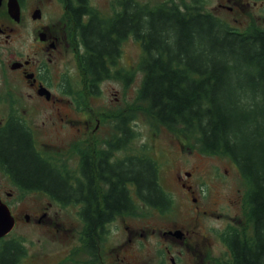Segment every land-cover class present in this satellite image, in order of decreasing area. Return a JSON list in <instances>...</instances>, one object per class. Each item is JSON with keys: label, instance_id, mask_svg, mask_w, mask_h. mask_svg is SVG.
<instances>
[{"label": "trees", "instance_id": "obj_1", "mask_svg": "<svg viewBox=\"0 0 264 264\" xmlns=\"http://www.w3.org/2000/svg\"><path fill=\"white\" fill-rule=\"evenodd\" d=\"M119 4L122 10L112 17L102 16L89 0H71L68 5L77 15L72 21L85 48L80 63L89 91L96 95L102 81L119 76L114 67L122 44L129 37L137 40L143 50L139 99L149 113L200 150L232 159L249 185L253 236L245 238L240 228H232L229 263L264 264V28L236 29L199 5L183 10L175 3ZM30 141L21 132L4 134L0 155L11 161L3 160V169L21 191L43 192L64 205L84 199L81 215L89 234L100 222L136 214L133 189L146 206L160 211L172 206L150 156H128L126 178L102 194L81 196ZM125 161L118 168L122 174ZM100 200L106 203L104 210ZM0 240V264H18L26 255L21 242Z\"/></svg>", "mask_w": 264, "mask_h": 264}, {"label": "rangeland", "instance_id": "obj_2", "mask_svg": "<svg viewBox=\"0 0 264 264\" xmlns=\"http://www.w3.org/2000/svg\"><path fill=\"white\" fill-rule=\"evenodd\" d=\"M136 1L151 6L175 3L183 10L199 5L236 29L248 30L254 26L264 28V0ZM89 3L104 17H112L120 9L119 0H89ZM63 7L62 4V9ZM55 10L61 11V6L56 5ZM63 22H68V28L73 27V21ZM74 39L79 45L77 36L76 38L74 36ZM13 47L21 48L25 47V44L17 38ZM11 50L5 48L2 51L7 57ZM84 54V49L80 48L78 54L80 58ZM142 54L141 44L133 37L127 38L122 44L121 55L114 67L119 76L102 81L99 85L100 92L96 95L88 93L84 82L86 79L81 74L82 67H79L80 70L77 67V64L80 66V59L78 63L74 62L68 90L70 100L64 102L69 114L68 123L53 126L47 121L45 125L42 123L45 106L36 103L33 106L35 109H32L31 105V110L37 115L40 124L37 130L38 139L46 142L40 151L56 162L58 167H68L73 173H77L79 157L76 151L82 145V143L79 145L82 139L79 138L78 128L89 125L90 130H95L97 117H100L98 136L101 146H108L109 142L116 143L115 155L118 159L128 155H146L154 158L159 167V183L172 198L170 209L160 211L143 204L133 189L136 214L118 215L115 225L120 224L122 229L121 231L113 229L111 234L116 241L117 249L122 243L130 246L131 255L124 263L173 264L171 255L178 264H207L209 254H216L209 250V243L218 242V236L224 238V233H220L221 228L228 224L227 219L231 221L230 215H237L238 210L231 204L237 196L242 200V210L235 218V225L239 226L241 235L245 238L250 239L253 236L246 199L249 185L232 159L200 150L182 133L162 125L149 113L145 103L139 99L143 79L140 68ZM16 77L10 66L0 64V81L5 78L6 83L5 90L0 92L4 94L6 102L13 98L10 88L16 82ZM125 131L128 139L123 138ZM186 171L191 172L188 178L189 183L195 186L193 194L187 193L177 183L176 174L182 173L186 176ZM0 190L12 191L16 197L13 199L12 207L19 221L4 239H15L24 245L26 255L18 264H103L102 260L121 264L122 255L118 257L115 253L109 254L108 251L102 250L99 254L90 247V238L82 219L80 205H64L43 192L21 191L7 179L0 180ZM194 196L197 197V201L193 200ZM196 206L213 212L214 216L210 217L208 212L209 214L202 213L198 218ZM41 211L46 212V216L39 222L37 215ZM26 214L29 215V219L26 218ZM221 214L225 216L218 218L217 215ZM126 224L144 228L146 234L128 242L124 229ZM174 226H186L198 231L195 242L206 254L205 260H202V255L200 257L196 255L191 247L161 236L160 231ZM222 260L223 264H230L229 253L225 252Z\"/></svg>", "mask_w": 264, "mask_h": 264}, {"label": "flooded vegetation", "instance_id": "obj_3", "mask_svg": "<svg viewBox=\"0 0 264 264\" xmlns=\"http://www.w3.org/2000/svg\"><path fill=\"white\" fill-rule=\"evenodd\" d=\"M10 1L14 4L15 10L18 7V20L14 19L10 13ZM70 2L71 0H0V64L10 66L12 72L17 75L16 82L10 88L13 95L12 100L6 102L3 98L4 94L0 92V140L4 138V134L10 136L11 132H21L28 141L31 140L32 147L38 149L42 156L44 154L40 149L46 142L38 139L37 130L40 124L38 123L37 115L31 110V105L32 109H35L33 106L36 103L45 106L42 119V123L45 125L47 121H50L53 126L68 123L69 114L64 102L70 100L68 98L70 96L68 92L69 85H71L70 73L73 69V63H78L77 61L81 59L78 55L79 49L83 48L85 51L78 37L76 25L73 23V27L68 28V22H63V20H75L77 16L76 13L69 10L68 5ZM62 4L64 5L63 9ZM56 5L61 6V11L55 10ZM119 6L120 9L116 13L122 10V6L120 4ZM82 18L86 19L87 16L83 15ZM74 36L75 38L77 36L79 45ZM17 38L21 39L25 47L14 49L13 44L17 42ZM5 48L12 49L8 52L7 57L6 53L2 51ZM14 64L17 66L16 68L12 67ZM77 67L80 70L81 63L80 66L77 64ZM81 74L85 77L83 72ZM84 82L86 85V80ZM89 87L86 85L88 91ZM5 88L6 83L5 78H3L0 81V90H5ZM88 93L92 94L90 91ZM59 117L61 122L58 121ZM100 120L101 118L97 117L95 130H90L89 125L85 128L84 126L78 128V131H80L79 138L82 139L79 141V145L81 143L82 145L76 151L79 157L78 172L73 173L68 167H59L62 171L61 176L67 178L73 187H77L81 196L90 193L102 194L111 190L113 182L128 176L127 172L130 163L127 157L129 155L118 159L117 155H115L116 143L109 142L108 146H101L98 136ZM123 138L128 139L127 131H125ZM47 159L51 164L58 167L56 162L49 158ZM3 160L5 162L11 161L8 156L4 155L2 159L0 155V180L7 179L12 182L11 174L5 171L1 165ZM122 160H126L125 174L118 172V168L122 166ZM227 171L228 169H226ZM185 175L182 173L176 174L177 183L187 193L193 194L195 186L189 183L188 178L191 176V172L186 171ZM47 195L52 198L51 195ZM0 198L9 206L15 218V228L19 221L12 207L13 199L16 198L15 193L0 190ZM52 199L55 200L54 198ZM103 200L98 202L101 210L106 208V203ZM193 200L197 201L198 199L194 196ZM231 204H233L234 209L238 210L236 211L237 215H230L231 221L227 219L228 224L221 228L220 233H224V238L218 236V242L209 243V250L216 252V254L211 251L212 254H209V257L207 255L209 259L207 264H223L222 259H224L225 252L229 253V257L231 256L228 240L231 234H235L233 229L239 228V226L235 225V218L239 215V211L242 210L240 196L235 197ZM77 205L81 206L82 212L86 205L84 199L79 201ZM208 212V210L202 209L201 206H196L198 218L201 217L202 213H210V217L214 216L213 212ZM37 216L39 217L37 220L40 222L41 218L46 216V212L41 211ZM222 216L225 215H217L218 218ZM26 218L29 219L28 214H26ZM116 222V217H114L113 219L100 222L92 234L87 232L90 238L89 243L96 253L100 254L102 250V252L108 251L109 254L115 253L118 257L122 255L121 264H125L124 261L131 255L130 246L127 243H122L117 249L116 241L113 240L111 234L113 229L121 231L122 226L120 224L115 225ZM124 229L128 236V242L137 240L139 236L146 234L144 228L131 227L127 224L124 225ZM176 231H181L182 237L179 238L175 233ZM104 233L105 236H103ZM160 234L168 240L186 245L188 248L191 247L196 255L199 257L202 255V260H205L206 254L199 244L195 242V237L198 235L196 229L186 226H174L160 231ZM108 236L111 237L108 238ZM106 238L107 240H105ZM170 259L173 264H178L177 260L171 255ZM102 263L116 264L114 261L107 263L106 260H102Z\"/></svg>", "mask_w": 264, "mask_h": 264}, {"label": "water", "instance_id": "obj_4", "mask_svg": "<svg viewBox=\"0 0 264 264\" xmlns=\"http://www.w3.org/2000/svg\"><path fill=\"white\" fill-rule=\"evenodd\" d=\"M9 8L12 17L18 20L19 19L18 7H16L15 10L14 4L12 3V1H10ZM12 67L16 68L17 66L14 64ZM14 226H15V218L12 215L9 206L6 203H4L0 198V238L8 235L13 230ZM175 233L179 238L182 237L181 231H176Z\"/></svg>", "mask_w": 264, "mask_h": 264}]
</instances>
